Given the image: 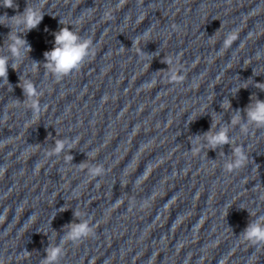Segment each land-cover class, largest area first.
Segmentation results:
<instances>
[{"label":"clouds","instance_id":"1","mask_svg":"<svg viewBox=\"0 0 264 264\" xmlns=\"http://www.w3.org/2000/svg\"><path fill=\"white\" fill-rule=\"evenodd\" d=\"M2 6L5 8L18 7L14 0H2ZM43 18V11L38 7H31L29 5L24 9L23 13L14 15L10 18L7 14L0 16V24L11 28L6 38L8 55L0 54V81L9 84V66L13 70H17V66L22 63L27 54L31 52L32 49L28 41L24 38V34L35 29ZM5 19L14 23L15 30L12 24L2 22ZM60 23L63 27L54 33L55 40L53 48L44 53V67L57 80H61L74 71H78L94 53L91 39L82 37L70 27L64 26L61 20ZM45 31H47V29H45ZM237 38L238 36L235 32L228 33L223 40V48L227 49L231 47ZM165 63L170 66L173 64V60L169 58ZM39 65L38 62L33 61L34 69ZM168 76L172 82H180L184 79L183 75H180L179 70L176 68H168ZM254 86L264 91V83H257ZM19 87L23 90L25 99L31 101L30 106L33 111V116L38 117L41 112L39 97L42 93L31 79H20ZM238 90L239 89L236 91ZM253 97L251 98V103L243 110L246 119L242 117L241 110L237 109L231 117L230 126L239 124L241 130L245 132L248 130L249 126L264 128V100L257 97L253 99ZM17 101L19 102V100ZM225 101L227 102V109L231 110L230 102L227 100ZM225 101L221 104L223 109H225ZM230 126L221 123L220 126L217 127L216 124L213 123L212 128L208 132L203 133L202 136L197 135L194 137V143L198 146L193 148L194 152H199L201 149H204V145L211 150L218 148L222 149L225 145L232 146L231 156L226 159L223 165L224 169L228 172L240 169L248 160V156L242 146L233 147L234 141L229 135ZM76 142V140L58 139L55 142L52 153L59 155L64 153L65 149L70 152ZM67 157L69 160H72L71 155H67ZM103 171L104 169L100 165L93 166L89 169L92 176L101 175ZM74 215L77 219L81 217L79 211H75ZM66 228L67 231L64 236L61 237L60 243L50 245L45 249L46 255L42 259L41 264H60V260L64 255L63 245L66 241L76 243L95 235L93 226H91L86 219H80V222L67 225ZM240 235L253 245H264V215L257 216L254 220H251Z\"/></svg>","mask_w":264,"mask_h":264}]
</instances>
